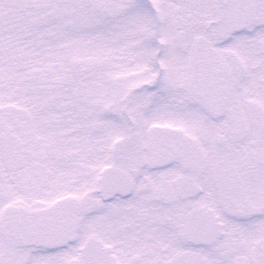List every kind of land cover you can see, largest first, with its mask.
<instances>
[{"label": "snow or ice", "instance_id": "1", "mask_svg": "<svg viewBox=\"0 0 264 264\" xmlns=\"http://www.w3.org/2000/svg\"><path fill=\"white\" fill-rule=\"evenodd\" d=\"M0 264H264V0H0Z\"/></svg>", "mask_w": 264, "mask_h": 264}]
</instances>
